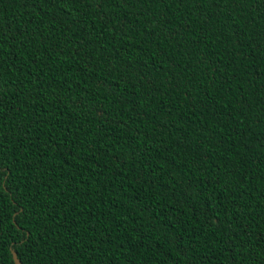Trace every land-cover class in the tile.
<instances>
[{"label": "trees", "instance_id": "trees-1", "mask_svg": "<svg viewBox=\"0 0 264 264\" xmlns=\"http://www.w3.org/2000/svg\"><path fill=\"white\" fill-rule=\"evenodd\" d=\"M264 264V0H0V264Z\"/></svg>", "mask_w": 264, "mask_h": 264}, {"label": "water", "instance_id": "water-1", "mask_svg": "<svg viewBox=\"0 0 264 264\" xmlns=\"http://www.w3.org/2000/svg\"><path fill=\"white\" fill-rule=\"evenodd\" d=\"M12 257H13V260H14L15 264H21V261L17 257V253L14 250H12Z\"/></svg>", "mask_w": 264, "mask_h": 264}]
</instances>
